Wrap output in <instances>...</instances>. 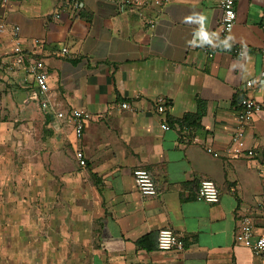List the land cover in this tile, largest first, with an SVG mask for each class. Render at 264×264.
<instances>
[{
    "label": "crops",
    "instance_id": "obj_1",
    "mask_svg": "<svg viewBox=\"0 0 264 264\" xmlns=\"http://www.w3.org/2000/svg\"><path fill=\"white\" fill-rule=\"evenodd\" d=\"M161 1L121 7L87 0L76 14L67 0H0V23L20 27L27 55L46 63L55 111L91 114L82 138L67 117L51 115L48 130L63 159L58 177L79 197L75 208L44 226L41 210H0V264H264L236 239L245 215L264 236V156L227 152L243 95L263 105L247 143L264 144V86L246 87L264 72V0H236L230 41L246 46L244 57L221 50L220 0ZM14 45L12 34L0 31V197H9L14 182L16 143L30 158L32 115L47 121L31 102L33 79L25 81ZM161 96L165 112L158 111ZM125 101L131 109L121 108ZM137 168L150 171L158 196L141 195ZM206 179L217 184L219 202L196 198ZM15 214L22 226L15 227ZM162 229L181 235L185 249H159Z\"/></svg>",
    "mask_w": 264,
    "mask_h": 264
},
{
    "label": "built area",
    "instance_id": "obj_2",
    "mask_svg": "<svg viewBox=\"0 0 264 264\" xmlns=\"http://www.w3.org/2000/svg\"><path fill=\"white\" fill-rule=\"evenodd\" d=\"M8 2V0H4ZM87 0H67L72 11L74 13H80L86 7ZM115 3L121 7H140L159 5L162 3L161 0H106ZM219 6L221 8V17L219 20V27L217 35L221 41V50L225 52H232L239 57H244L246 55L245 45H234L230 41V34L235 27L237 22L238 14L236 10V0H220ZM60 17V15H56ZM4 18L0 23L1 32H10L15 41L14 54L16 57V63L23 65L28 72V76L25 81L31 82L33 79V85L35 87V94L31 97L32 104L41 110L46 115H54L57 118L67 117L75 127L76 137L82 138L84 135V130L86 128L87 122L91 118V114L84 109H73L67 115L64 111H55L54 105L49 98L50 94V76L46 67V63L43 59H38L34 56H28L26 53V48L24 47V42L20 37V27L16 26L9 29L7 21ZM154 26V24H152ZM199 36H207L209 38H214L215 33L206 34L205 32L199 33ZM195 38V43H196ZM35 44H40L39 40L35 41ZM63 53L69 54L68 48L62 49ZM264 57V50L262 51ZM264 86V72L257 79H250L246 82L247 89H255L256 87ZM158 104V111L165 112L167 110V101L164 97H158L156 99ZM122 109H131L132 106L129 102L121 103ZM263 105L257 101L255 98L249 95H243L239 102V108L237 113V123L234 131H232V142L230 147L227 149L229 155L232 156H246V157H256L257 152H260L264 156V144L259 148L249 146L247 143L246 131L250 123L253 121L254 116L260 112ZM162 128L165 130L170 129L167 123L162 124ZM194 142L204 143V139L200 136H194ZM209 152L213 153L214 156H219L220 153L215 151L212 147L207 148ZM77 159L81 165H86L85 154L82 150H77ZM134 179L137 189L144 197H156L159 194L156 182L150 174V171L145 168H137L134 170ZM196 198L201 201H206L209 203H217L220 200V190L217 184L212 180H203L198 187ZM264 208V202L261 204ZM236 239L239 243L250 248L254 255L259 257H264V236L257 235L255 233V222L254 218L249 215L242 216L237 220L236 225ZM158 246L161 250H183L185 249V241L183 237L171 229H162L159 232Z\"/></svg>",
    "mask_w": 264,
    "mask_h": 264
},
{
    "label": "rangeland",
    "instance_id": "obj_3",
    "mask_svg": "<svg viewBox=\"0 0 264 264\" xmlns=\"http://www.w3.org/2000/svg\"><path fill=\"white\" fill-rule=\"evenodd\" d=\"M18 124L20 125L21 122H18ZM49 129L53 128L45 120L44 115L41 113L32 115L31 134L28 137L30 158L28 159L27 154L23 155L20 152L22 146L16 143V162L14 171H11L15 174L13 177L14 182L9 188V197H0V210H13L14 213H17L18 210L20 212L31 209L32 214L34 212L36 214L38 210H41L45 219L44 223H40L41 226L46 225L48 221L55 220V217L60 220L58 219V212L74 209L79 198L71 197L73 195H71L70 187L61 181V177H58V161L63 159L58 156V140L56 141L54 136L51 135ZM23 158H25L24 161H22ZM27 162L29 163L26 165ZM3 188V193H6V187ZM36 215L38 216V214ZM37 216L31 218V221L32 219L39 220L40 217ZM5 220L8 219L5 218L2 221L3 225H6ZM14 220L15 227H19L18 225H23L20 222L25 219L22 217L16 218L15 214Z\"/></svg>",
    "mask_w": 264,
    "mask_h": 264
},
{
    "label": "trees",
    "instance_id": "obj_4",
    "mask_svg": "<svg viewBox=\"0 0 264 264\" xmlns=\"http://www.w3.org/2000/svg\"><path fill=\"white\" fill-rule=\"evenodd\" d=\"M242 97L243 96H241L240 98H239V102H240V100L242 99ZM46 118H47V122H51V116L50 115H46ZM145 241V240H144Z\"/></svg>",
    "mask_w": 264,
    "mask_h": 264
},
{
    "label": "water",
    "instance_id": "obj_5",
    "mask_svg": "<svg viewBox=\"0 0 264 264\" xmlns=\"http://www.w3.org/2000/svg\"><path fill=\"white\" fill-rule=\"evenodd\" d=\"M25 106V103L21 104V108H23Z\"/></svg>",
    "mask_w": 264,
    "mask_h": 264
}]
</instances>
